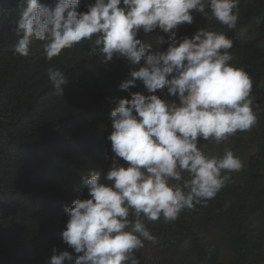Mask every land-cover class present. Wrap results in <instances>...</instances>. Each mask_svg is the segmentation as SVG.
Masks as SVG:
<instances>
[{
    "label": "clouds",
    "instance_id": "1",
    "mask_svg": "<svg viewBox=\"0 0 264 264\" xmlns=\"http://www.w3.org/2000/svg\"><path fill=\"white\" fill-rule=\"evenodd\" d=\"M24 2L15 29L19 57L30 55L33 41L48 61L88 42L90 55L100 54L105 62L122 57L135 68L143 61L119 89L140 81L149 95L129 93L131 99H120L110 112L112 164L106 173L93 170L83 178L90 198L64 209L68 220L60 233L77 254L74 264H140L136 254L146 242L157 243L145 221L174 222L184 210L206 205L228 174L243 167L231 149L213 156L200 146L220 144L257 124L252 80L230 64L233 41L205 28L176 38L179 26L193 23V11L234 30L239 0H95L87 12L77 11L80 0ZM155 30L167 34L166 51L152 53L137 38ZM47 76L62 96L65 72L49 67ZM165 89L174 100L156 94ZM56 251L50 264L73 259Z\"/></svg>",
    "mask_w": 264,
    "mask_h": 264
},
{
    "label": "trees",
    "instance_id": "2",
    "mask_svg": "<svg viewBox=\"0 0 264 264\" xmlns=\"http://www.w3.org/2000/svg\"><path fill=\"white\" fill-rule=\"evenodd\" d=\"M94 2L80 0L77 11L87 12ZM238 7L234 30L193 11V23L179 33L191 38L201 28L223 32L233 41L231 66L252 80L257 124L220 144L200 141L208 155L231 149L243 167L228 174L206 205L184 210L174 222L145 221L157 243L146 242L136 254L140 264H264V0H239ZM25 9L24 0H0V264H50L53 248L57 255L72 254L64 264H74L77 254L60 238L68 220L64 209L90 198L83 186L90 171L109 170L110 112L120 99H131L129 93L149 95L140 81L119 89L143 61L135 68L122 57L105 62L90 55L88 42L48 61L33 41L30 55L19 57L15 29ZM137 38L152 53L168 47L159 30ZM49 67L65 72L62 96L48 81ZM156 94L175 99L166 89Z\"/></svg>",
    "mask_w": 264,
    "mask_h": 264
},
{
    "label": "rangeland",
    "instance_id": "3",
    "mask_svg": "<svg viewBox=\"0 0 264 264\" xmlns=\"http://www.w3.org/2000/svg\"><path fill=\"white\" fill-rule=\"evenodd\" d=\"M179 29H183V26H179L178 29H177V40H182L184 38V35H181L179 32ZM163 33V32H162ZM166 37H167V34L163 33ZM163 37V36H162ZM164 38V37H163ZM168 38V37H167ZM166 45L168 46V42H166ZM124 166V165H123ZM214 236V234H213Z\"/></svg>",
    "mask_w": 264,
    "mask_h": 264
}]
</instances>
